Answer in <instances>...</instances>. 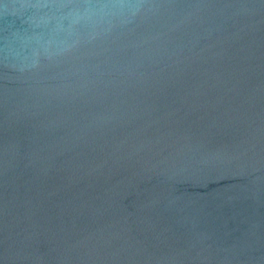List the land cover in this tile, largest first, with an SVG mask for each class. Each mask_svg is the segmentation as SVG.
Returning a JSON list of instances; mask_svg holds the SVG:
<instances>
[{"label": "water", "instance_id": "water-1", "mask_svg": "<svg viewBox=\"0 0 264 264\" xmlns=\"http://www.w3.org/2000/svg\"><path fill=\"white\" fill-rule=\"evenodd\" d=\"M0 264H264V0H0Z\"/></svg>", "mask_w": 264, "mask_h": 264}]
</instances>
